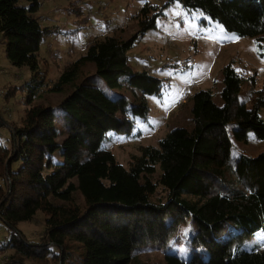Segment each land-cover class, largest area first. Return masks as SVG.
Instances as JSON below:
<instances>
[{
	"label": "trees",
	"instance_id": "1",
	"mask_svg": "<svg viewBox=\"0 0 264 264\" xmlns=\"http://www.w3.org/2000/svg\"><path fill=\"white\" fill-rule=\"evenodd\" d=\"M26 1L22 7L19 0H0L6 58L34 75L20 124L9 125L8 141L0 137V222L10 234L0 251L14 250L8 263L264 264V243L251 240L264 234V152L250 157L233 148L248 132L264 140L258 116L264 99L259 92L249 96L250 108L238 101L242 81L231 62L220 70L219 106L209 91L193 93L190 129L170 130L157 147L139 146L124 167L100 144L108 131L128 133L129 118L146 120L143 96L127 105L84 81L73 83L91 64L109 89L120 87L124 76L133 94L159 95L161 80L129 67L126 51L173 2L251 39L259 52L264 0H165L159 8L145 3L130 38L93 40L61 70L53 88L69 84L72 91L56 112L31 105L44 84L38 46L49 32L33 17L37 0ZM36 212L45 217L43 235L27 243L16 225ZM148 253L159 254L160 262L145 260Z\"/></svg>",
	"mask_w": 264,
	"mask_h": 264
},
{
	"label": "rangeland",
	"instance_id": "2",
	"mask_svg": "<svg viewBox=\"0 0 264 264\" xmlns=\"http://www.w3.org/2000/svg\"><path fill=\"white\" fill-rule=\"evenodd\" d=\"M38 9L33 14L41 28H46L38 46L40 67L44 69V84L37 91L31 105L52 108L69 95L72 87L64 85L55 90L53 84L61 70L79 57L93 40L115 37L130 38L137 29V13L145 3L162 7L165 0H37ZM26 0L19 5L26 7ZM73 11H78V15ZM129 67L145 71L162 82L159 95L133 94L120 76L121 86L109 89L104 81L95 76L93 66L81 67L73 83L80 81L95 86L110 98L123 100L127 105L134 103L135 96H143L147 106L146 120L129 118L132 128L128 133L108 131L100 144L101 149L111 153L114 160L125 166L130 156L137 153L139 146L157 147V142L174 128L190 129V96L197 91H209L211 101L220 105L222 89L220 70L231 62V67L241 78L236 94L239 102L251 107L249 96L261 93L264 99V49L256 52L253 41L227 33L216 22L198 11L183 10L173 2L155 17L154 29L146 31L126 51ZM33 72L26 66L11 65L0 43V137H10L9 125H19L27 109L29 88L34 86ZM184 101V103H182ZM258 116L264 122V107ZM57 130L60 125L55 124ZM63 136H58L61 140ZM8 148L11 145L8 143ZM235 153L241 152L254 157L264 152V140H257L248 132L245 141H233ZM44 215L36 212L29 222H20L16 230L27 243H38L44 230ZM10 240L5 225L0 222V245ZM251 240L264 243L262 232L251 236ZM14 250L0 251V264L9 262ZM145 260L160 262L157 253H148ZM10 264V263H8ZM21 264H32L24 260Z\"/></svg>",
	"mask_w": 264,
	"mask_h": 264
},
{
	"label": "crops",
	"instance_id": "3",
	"mask_svg": "<svg viewBox=\"0 0 264 264\" xmlns=\"http://www.w3.org/2000/svg\"><path fill=\"white\" fill-rule=\"evenodd\" d=\"M251 40V39H250Z\"/></svg>",
	"mask_w": 264,
	"mask_h": 264
}]
</instances>
